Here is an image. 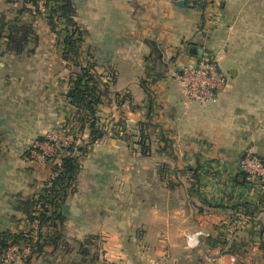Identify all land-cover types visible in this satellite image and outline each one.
Here are the masks:
<instances>
[{
    "label": "crops",
    "instance_id": "obj_1",
    "mask_svg": "<svg viewBox=\"0 0 264 264\" xmlns=\"http://www.w3.org/2000/svg\"><path fill=\"white\" fill-rule=\"evenodd\" d=\"M176 1L73 0L86 31L80 62L89 53L106 84L103 134L61 203L59 246L28 264H264L260 183L239 168L247 149L264 161V0ZM19 4L0 0V24ZM19 17L38 41L15 55L0 38V233L32 226V196L50 175L27 159L31 143L59 126L87 136L66 96L73 64L62 43L44 14ZM202 52L218 53L227 83L198 103L178 74ZM232 216L246 223L226 238Z\"/></svg>",
    "mask_w": 264,
    "mask_h": 264
},
{
    "label": "trees",
    "instance_id": "obj_2",
    "mask_svg": "<svg viewBox=\"0 0 264 264\" xmlns=\"http://www.w3.org/2000/svg\"><path fill=\"white\" fill-rule=\"evenodd\" d=\"M17 1H20V4L15 8L12 18L0 24V38L4 40L3 52L15 55L31 52L33 49L27 46L29 43L33 46L37 43L38 34L32 22L23 21L19 16L24 11L33 12L34 16L44 14L50 29L62 43V57L73 64V74L66 96L69 103L80 112L82 126L87 129V136L84 139L80 142L74 141L59 151V162H49L53 157L47 158L46 163L51 165L52 175H49L43 187L32 196L33 208L27 213L32 226L18 233H0V257L12 245L27 246L29 254L23 262L28 264L31 256L40 254L47 245L57 248L60 244L63 221L61 203L76 181L80 157L86 153L88 146L100 139L103 134L97 107L104 92L101 85L106 84L100 81L95 71V62L90 59L89 53L86 55L85 63L80 62L86 31L75 20L73 0H15ZM142 125L147 126L148 123L141 122L140 127ZM139 131L137 143L141 150L145 151L146 135L142 128ZM36 139L42 140L43 136L40 135ZM30 149L31 147H28L25 154H28ZM241 173L244 177L248 176L243 171ZM261 195L264 209V193ZM242 209L245 211L244 207ZM231 218L233 221L230 224L237 220L235 216Z\"/></svg>",
    "mask_w": 264,
    "mask_h": 264
},
{
    "label": "built area",
    "instance_id": "obj_3",
    "mask_svg": "<svg viewBox=\"0 0 264 264\" xmlns=\"http://www.w3.org/2000/svg\"><path fill=\"white\" fill-rule=\"evenodd\" d=\"M189 101L205 103L215 100L220 91L227 83L226 74L218 65V53L202 52L193 65L184 66L178 74ZM42 140L35 139L27 159L46 163L47 158L53 157L49 162H59V151L68 144L76 141L74 134L64 127H54L48 129L42 135ZM239 168L250 177H255L260 183L261 192L264 193V161L257 157L250 149H247L239 162ZM52 175V173L50 174ZM246 223L245 218L237 220L228 225L224 235L226 238L233 236L234 232L243 227ZM29 254L27 246L12 245L0 257V264H13L15 258L20 259V264H25L23 259ZM102 264H125L120 259L106 258Z\"/></svg>",
    "mask_w": 264,
    "mask_h": 264
},
{
    "label": "water",
    "instance_id": "obj_4",
    "mask_svg": "<svg viewBox=\"0 0 264 264\" xmlns=\"http://www.w3.org/2000/svg\"><path fill=\"white\" fill-rule=\"evenodd\" d=\"M177 2V4H184V2L182 1V0H179V1H176Z\"/></svg>",
    "mask_w": 264,
    "mask_h": 264
}]
</instances>
